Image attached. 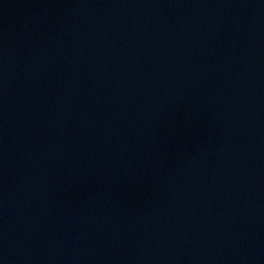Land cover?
<instances>
[{
	"label": "water",
	"instance_id": "95a60500",
	"mask_svg": "<svg viewBox=\"0 0 264 264\" xmlns=\"http://www.w3.org/2000/svg\"><path fill=\"white\" fill-rule=\"evenodd\" d=\"M0 264H264V0H0Z\"/></svg>",
	"mask_w": 264,
	"mask_h": 264
}]
</instances>
